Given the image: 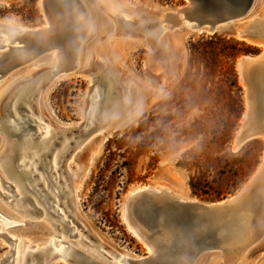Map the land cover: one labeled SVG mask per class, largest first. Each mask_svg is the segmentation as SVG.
Listing matches in <instances>:
<instances>
[{
    "label": "rangeland",
    "instance_id": "obj_1",
    "mask_svg": "<svg viewBox=\"0 0 264 264\" xmlns=\"http://www.w3.org/2000/svg\"><path fill=\"white\" fill-rule=\"evenodd\" d=\"M80 1L89 11L90 21L75 73L49 85L44 80L43 65L36 68L48 59V53H40L31 57L33 61L27 67H14L0 79V122L8 100L13 101L18 92L30 87L22 107L30 108L28 113L38 124L28 132H41L38 138L47 137L46 145L51 150L43 156L44 166L51 180L58 178L76 235L69 237L52 217L40 215V211L35 215L24 212L26 202L35 203L32 193L23 196L26 180L16 179L0 168V215L9 221H24L5 225L0 219V233L5 234L0 235V264L12 255L7 237L14 240L13 247L21 238L33 246L53 229L56 241L65 236L69 243L85 246L110 261L119 253L145 256L147 247L121 217L122 201L131 189L163 187L177 197L217 202L237 193L263 160L262 137L233 149L247 107L237 61L242 56H258L260 45L229 31L207 35L177 31L174 27L160 32L159 13L184 6V0ZM261 2L255 14L264 23V0ZM40 3L41 0H0V24L40 27ZM249 22L246 17L234 23L235 31L243 30ZM4 35L9 37L12 32H0L1 45ZM15 73L20 79L7 89ZM259 77L253 68L249 84L255 115L262 124L264 92ZM100 83L101 97L106 102L99 105L98 120L86 132L89 96ZM110 83L112 93L107 96ZM112 106L118 108L116 117L121 116L124 107L128 109L124 111L123 123L126 122L111 131L101 130ZM24 109L20 114L27 116ZM45 129L50 130L48 136ZM0 136V155L5 151V141L11 145L29 137H9L2 132ZM25 150L27 167L41 151ZM11 157L10 151L6 160ZM22 160L16 153L12 165ZM41 172L42 169L37 174ZM8 184L13 186L11 194L5 189ZM222 263L219 251L203 253L194 262ZM230 264H264V236Z\"/></svg>",
    "mask_w": 264,
    "mask_h": 264
},
{
    "label": "water",
    "instance_id": "obj_2",
    "mask_svg": "<svg viewBox=\"0 0 264 264\" xmlns=\"http://www.w3.org/2000/svg\"><path fill=\"white\" fill-rule=\"evenodd\" d=\"M184 1L186 2L184 6L165 13L166 19L170 20L167 23L170 25L168 28L172 29L176 24L184 22L180 29H190L194 34L207 35L228 31L234 35L236 29L234 23L247 17L253 6L255 10L258 5L256 0ZM40 8L43 14V24L40 27L20 30L19 36L25 38L24 44L12 46L7 51L0 53V79L13 67L26 61L21 57L19 50L27 45L28 41L30 43L29 55L35 56L38 51L48 49L50 45H57L59 48H65L68 55L67 61H70L69 47L78 31L77 25L73 22L77 13L76 9L73 5L71 6L70 0H41ZM47 9L55 19L47 17ZM53 12L59 15L56 17ZM44 18L48 21L47 23ZM226 25L231 26L230 29L218 30ZM70 69L72 67L67 71ZM101 85L100 83L98 87ZM24 90V95L18 97L14 108V111H17L22 117V122L14 118L12 98L8 100L2 111L4 117L9 115L20 125L19 135L27 134L29 129L35 128L34 120L31 117L20 114L24 109L22 103L27 98L30 87H26ZM99 90L98 104L100 105L106 100H103L102 91L100 88ZM109 95L111 93L108 91L107 96ZM28 109H24V111H28ZM98 116L99 106L92 126L95 125ZM0 123L2 126L4 125L3 122ZM90 128L86 132H89ZM260 191L259 177L247 181L239 192L217 202L179 201L165 194L154 193L146 186L143 189L141 187L131 189L129 191L131 195L128 197L125 195L122 207L125 209L127 219L133 227L137 228L143 241L152 249L154 247V254L145 255L139 259L126 258L122 264H194L199 256L210 251H219L224 256H229L231 263H236L262 239L264 223L255 228L256 232L252 236L242 242L239 241V243H236L234 239L231 240L230 232L226 230V226L240 222L239 218L243 213H246L247 209L255 212L258 204L264 201V193ZM67 260L68 264H103L75 248L70 249Z\"/></svg>",
    "mask_w": 264,
    "mask_h": 264
},
{
    "label": "bare ground",
    "instance_id": "obj_3",
    "mask_svg": "<svg viewBox=\"0 0 264 264\" xmlns=\"http://www.w3.org/2000/svg\"><path fill=\"white\" fill-rule=\"evenodd\" d=\"M51 1V0H50ZM263 0H256V3L260 5ZM71 4L73 7L76 9V14L75 17L73 18L74 23L78 27V31L75 34V38L73 40V43L69 47V62L67 61V53L65 52V48H59L57 45H50L48 49H42L38 51V54L41 53V55L46 54V58L48 59L43 60L44 63L38 64L36 68L39 67V65H43L45 69V78L44 80L48 81L49 85L53 83L56 79H59L61 77H64L68 75L67 73H70L73 71H77L80 67V57H79V49L82 48L83 45V39L86 37V35L89 32V21H90V15L89 11L85 9L83 3H81L80 0H70ZM41 4V3H40ZM257 5V6H258ZM257 8V7H256ZM255 8V9H256ZM179 9V8H178ZM47 17L49 16L50 19H55L52 13L47 9L46 11ZM55 16L59 15L56 12H53ZM248 20L250 21L249 24L243 28V30H236L234 34L243 39L248 41L249 43H254L256 45H260L262 50L261 53L258 56H242L238 59L237 61V68L239 71V78L242 83V85L246 89V98H247V107L242 114V124L240 129L237 131L235 138L233 140V149H237L238 147L242 146L246 142H248L251 139H254L256 137H262L264 139V111H263V122L262 124L258 123V120L256 118V112L253 107V101H252V96H251V88L249 84V78H250V73L253 68H256L260 74L259 81H260V86L264 92V23L260 19L256 18L254 6L249 14L247 15ZM157 18L161 20H157V23L161 24L162 27H159L160 32H164L170 28L165 25L166 23L170 22V20H167L165 17V11H161ZM246 18V17H245ZM60 20V19H59ZM63 21V19L61 20ZM177 22V20H175ZM240 21V20H239ZM45 19V23H47ZM172 22V21H171ZM184 22L176 24L174 27L176 28L177 31H185L186 33H192V30L190 29H185L182 30L180 29L181 26L183 25ZM228 25V24H227ZM224 26L219 28V31H225L230 29L229 26ZM173 27V28H174ZM226 27V28H225ZM172 28V29H173ZM225 28V29H224ZM26 27L22 26H10V25H2L0 24V32L5 31V32H12L11 36H5L4 39L2 40L4 42L3 45L0 44V49H6L4 51H7L8 48L12 47L10 44L13 42L15 46L19 44H24V37L19 36V31L20 30H25ZM175 31V30H174ZM1 40V39H0ZM1 42V41H0ZM29 48H30V43L29 41L27 42V45L22 47L20 51L21 57L26 59L25 62L21 63L20 65H16L15 68L23 69L25 66L33 61L31 58L33 55H29ZM59 48V49H58ZM2 51V52H4ZM0 52V53H2ZM28 56L25 57V56ZM45 57V55H44ZM32 59V60H30ZM51 60L49 62L48 60ZM48 62V64H47ZM24 66V67H23ZM27 67V66H26ZM29 67V66H28ZM69 71H67L68 68H71ZM14 68V67H13ZM12 68V70H13ZM14 68V69H15ZM16 69V70H17ZM15 70V71H16ZM113 70V69H111ZM114 72V71H113ZM75 73V72H74ZM71 74V73H70ZM7 75V73H6ZM17 73H15L11 78H13L12 83H10L7 87L9 89L14 82H16L17 79ZM5 76V75H4ZM47 79V80H46ZM121 85V84H120ZM122 87V86H121ZM122 89V88H121ZM124 89V88H123ZM43 91H46L43 89ZM25 90L23 89L21 92H18L17 97L12 101V108L14 111L16 101L20 95H24ZM109 93H112V85L111 83L109 84ZM122 95V93H121ZM100 96V90L99 87L96 86L94 92L89 96V108L86 111V115H88V120L85 125L84 131H87L89 127L92 125V122L96 118V110L98 109V100ZM125 101V100H123ZM128 103L129 101H125ZM122 105V104H121ZM129 106V104H127ZM126 106V105H124ZM124 111L127 112L128 109L124 107ZM30 110V108H29ZM28 110V111H29ZM117 110V111H116ZM27 112L28 117H32L29 113ZM123 111V112H124ZM122 112V113H123ZM126 112L125 114L118 116V108L112 106L109 108L107 111V118L105 120L104 126L101 128V130H112L121 125L123 123L124 117H126ZM4 114V113H3ZM2 121L4 125L2 126L0 123V132L5 133L7 136H18L19 134V127L20 125L13 120L12 117L7 115V117L2 116ZM116 117V118H115ZM128 117V116H127ZM14 118H17L19 122H22L19 113L17 111H14ZM33 119V118H32ZM34 120V119H33ZM126 122V121H125ZM124 122V123H125ZM123 123V124H124ZM34 125H37V121L34 120ZM43 129V128H42ZM50 132L49 129H45V136H48V133ZM21 135H29V137L23 139L20 142L18 140H15L11 145L5 141V151L0 155V168L1 170L5 171L8 174H12L15 176L16 179H24L26 180V183L24 184V190H23V196L26 197V195H29L32 193L34 197V202L33 204L30 203H25L23 208L24 212L30 214V215H35L38 211H40V215H44L46 217H52L54 219L55 223L61 227V230L64 232H68L69 237H73L76 235L75 231V225L70 222L68 219V214L67 210L68 205L67 201L62 199L61 195V189L58 187V178H54L51 180L50 173L48 171V168L44 166V160L43 156L47 154L51 149L49 146L46 145L47 143V137L43 138H38L40 133H31L28 132L27 134L22 133ZM1 137V136H0ZM4 139V138H3ZM38 139V141H36ZM25 149H35V151H41V153L37 156V158H33V160L28 164L27 167L26 164L27 162L24 160V157L28 155V152ZM12 152V157L11 159L6 160V155L9 152ZM20 154L21 157H23V160L21 163L15 165L12 163L14 162V157L15 155ZM58 156H56L55 161L53 164L57 165L56 159ZM6 160V161H5ZM36 163V166H33V163ZM57 167V166H55ZM53 167V169L55 168ZM42 169L41 174H37L39 170ZM56 170V169H55ZM57 171V170H56ZM58 174V173H57ZM255 177H259V182H260V188H261V193H264V153H263V160L261 165L258 167V169L254 172V174L250 177V180L254 179ZM36 180V181H35ZM41 185L44 186V188H41ZM246 183L244 184V186ZM15 186V185H14ZM16 187V186H15ZM13 186L11 185H5L6 191L11 194ZM142 189L145 187H141ZM151 189L150 187H147ZM20 190V189H18ZM154 193H159V194H165L170 197H173L179 201H187V200H193L190 198H181L177 197L173 194L170 193L169 190L163 188V187H156L155 189H151ZM14 191V190H13ZM239 192V191H238ZM128 195H131L130 192L126 194V197ZM16 196V195H14ZM19 196V195H18ZM20 200V199H18ZM260 204V205H259ZM258 207L255 208V212L250 211L251 209H247L246 213H243L241 217L239 218L240 222H237L235 225L231 226H226V230L230 232L231 240H235L236 243H239V241L246 240L250 236L253 235L255 231V228L258 226H261L264 223V201L259 203ZM255 213V214H254ZM121 217L122 221L125 223L126 227L132 232V234L139 240L141 241L148 249V254L146 256L154 254V247L153 249L149 247L141 238L140 233L138 232L137 228L133 227V225L130 223L129 219H127V215L125 213V209L122 207L121 209ZM0 219L3 220L5 225H17V224H24V221H9L2 217L0 215ZM49 225V224H48ZM49 227H52V225ZM52 229V228H51ZM225 231V229H224ZM0 235H5L4 233H0ZM7 237V236H6ZM55 237V231L54 229L52 232H50L49 235H45L43 238L38 240L35 245L31 246V242L27 241V239H19L17 243V239L15 244L17 243V246L14 245L13 247V242L14 240L12 237H7L9 240H11V251L12 255H10L4 264H52L55 261H62L65 264H68L67 256L68 253L70 252L71 248H75L78 251L83 252L84 254L88 255L92 259H96L99 262L103 264H122L126 258H131V259H139L143 256H138V257H130L129 255L125 253H119L118 256L114 258L113 261L107 260L103 258L101 255L98 253L94 252V250H90L88 248H85V246L78 245L77 243H69V241H66L64 238L65 236H60V240L56 241ZM89 240V239H88ZM61 245V246H59ZM40 260V261H38ZM231 260L229 256H224L223 255V263L222 264H230Z\"/></svg>",
    "mask_w": 264,
    "mask_h": 264
}]
</instances>
